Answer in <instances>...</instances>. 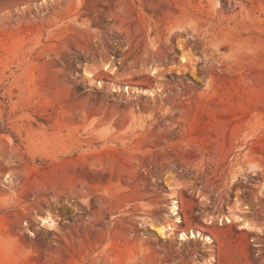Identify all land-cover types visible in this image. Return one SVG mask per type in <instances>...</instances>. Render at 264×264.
Listing matches in <instances>:
<instances>
[{
	"label": "rangeland",
	"instance_id": "rangeland-1",
	"mask_svg": "<svg viewBox=\"0 0 264 264\" xmlns=\"http://www.w3.org/2000/svg\"><path fill=\"white\" fill-rule=\"evenodd\" d=\"M210 259L264 264V0H0V264Z\"/></svg>",
	"mask_w": 264,
	"mask_h": 264
},
{
	"label": "bare ground",
	"instance_id": "bare-ground-1",
	"mask_svg": "<svg viewBox=\"0 0 264 264\" xmlns=\"http://www.w3.org/2000/svg\"><path fill=\"white\" fill-rule=\"evenodd\" d=\"M184 60H187V58H183ZM153 70V74H156L159 72V70L156 67L152 68ZM161 89L157 88L156 90H144V92H149L150 94L155 95L156 92H159ZM140 91V89H139ZM177 205H174V209L176 210ZM246 211H243L241 208H239V206L231 212L230 215H225L224 216V220L226 223H233V222H241V228L242 229H246L248 231H255V230H262L261 227L255 225L254 223H252L251 221L247 220L241 213H245ZM176 213V212H175ZM44 220V223H48L50 225H53L55 223V220L53 217H51V215H47L46 217L42 218ZM180 218L177 217V219H171L169 221H166V223L164 224H156L155 222H149L147 223L149 226H152L153 228H155L156 230L159 231V233H161V235L163 234L164 236H169L170 234L174 233V231L176 230L177 227V223L180 222ZM182 239L186 240L188 238H197V237H201L203 238L206 243H209L212 239L209 236H202V234L200 232H188V234L186 232L182 233ZM212 260L210 259V263Z\"/></svg>",
	"mask_w": 264,
	"mask_h": 264
}]
</instances>
